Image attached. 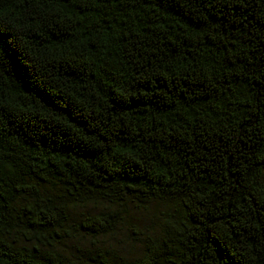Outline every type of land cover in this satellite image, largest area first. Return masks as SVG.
<instances>
[{
  "label": "trees",
  "instance_id": "trees-1",
  "mask_svg": "<svg viewBox=\"0 0 264 264\" xmlns=\"http://www.w3.org/2000/svg\"><path fill=\"white\" fill-rule=\"evenodd\" d=\"M0 264H264V0H0Z\"/></svg>",
  "mask_w": 264,
  "mask_h": 264
},
{
  "label": "rangeland",
  "instance_id": "rangeland-1",
  "mask_svg": "<svg viewBox=\"0 0 264 264\" xmlns=\"http://www.w3.org/2000/svg\"><path fill=\"white\" fill-rule=\"evenodd\" d=\"M92 209H76L72 211V217L73 219H78L86 211H89L91 214L97 213L98 210L95 211ZM114 210L116 209L114 208ZM120 210L127 213L121 215L123 222L118 227L115 236L99 242L98 247L108 253H115V256L119 258H132L137 256L141 251V240L143 239L141 232L144 231V227L153 223V229L158 231L159 225L161 224L160 215L165 210L159 205H148L144 210H139L133 206H126ZM74 238L75 240L67 241L63 245V249L66 252L75 254L78 251L92 248V244L83 236L75 235Z\"/></svg>",
  "mask_w": 264,
  "mask_h": 264
}]
</instances>
